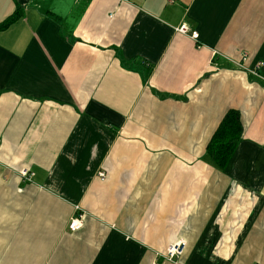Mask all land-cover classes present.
Here are the masks:
<instances>
[{
  "label": "crops",
  "instance_id": "crops-1",
  "mask_svg": "<svg viewBox=\"0 0 264 264\" xmlns=\"http://www.w3.org/2000/svg\"><path fill=\"white\" fill-rule=\"evenodd\" d=\"M15 13L0 264H176L177 241L179 264H264V0H0V23ZM230 109L244 132L220 169L206 150Z\"/></svg>",
  "mask_w": 264,
  "mask_h": 264
},
{
  "label": "trees",
  "instance_id": "trees-1",
  "mask_svg": "<svg viewBox=\"0 0 264 264\" xmlns=\"http://www.w3.org/2000/svg\"><path fill=\"white\" fill-rule=\"evenodd\" d=\"M18 17L19 14L15 13L1 22L0 29L7 27ZM243 132L244 126L239 110H228L207 145L206 151L210 162L220 169H225L238 148Z\"/></svg>",
  "mask_w": 264,
  "mask_h": 264
},
{
  "label": "built area",
  "instance_id": "built-area-1",
  "mask_svg": "<svg viewBox=\"0 0 264 264\" xmlns=\"http://www.w3.org/2000/svg\"><path fill=\"white\" fill-rule=\"evenodd\" d=\"M177 31L180 32V33H183V34H189L192 38L194 39H197L198 38V33L196 31H193L191 30V28L186 24V23H183L181 24L178 28H177ZM247 59V52H243L241 53V59L239 60H234V62L238 65V66H244V62L246 61ZM264 65V62L263 61H259L257 64H256V67L253 68L251 71L252 73L258 75L259 73V69ZM20 175L22 176V178L25 180V181H29V182H32L34 180V175L35 173L31 170H29L28 168H22L20 171H19ZM98 175L101 177V178H105L106 176V173L105 171H100L98 173ZM8 175L5 176V178L7 177ZM80 210V207L79 206H76V214L71 218V220L69 221L68 223V228L71 230V231H76L78 230L79 228H81L84 224V218H85V212L82 211L80 213H78V211ZM185 246H186V242L184 241H177V242H174L172 243L166 250L165 254H162V256L173 262V263H176V264H179L180 263V258L185 250ZM156 264V263H154Z\"/></svg>",
  "mask_w": 264,
  "mask_h": 264
}]
</instances>
